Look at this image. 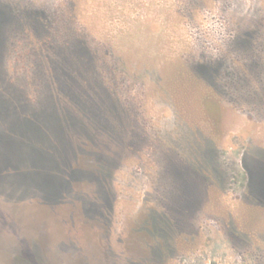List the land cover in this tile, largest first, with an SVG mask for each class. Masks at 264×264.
I'll list each match as a JSON object with an SVG mask.
<instances>
[{"label":"rangeland","instance_id":"1","mask_svg":"<svg viewBox=\"0 0 264 264\" xmlns=\"http://www.w3.org/2000/svg\"><path fill=\"white\" fill-rule=\"evenodd\" d=\"M0 264H264V0H0Z\"/></svg>","mask_w":264,"mask_h":264},{"label":"trees","instance_id":"2","mask_svg":"<svg viewBox=\"0 0 264 264\" xmlns=\"http://www.w3.org/2000/svg\"><path fill=\"white\" fill-rule=\"evenodd\" d=\"M35 13V14H34ZM28 14H33V16L37 17V16H40V15H43L45 16L44 12L43 11H34V12H30ZM34 24V23H33ZM40 26V29H43L41 24H39ZM49 48L50 46H53L55 48L58 47V45L54 44L53 42H49L48 44H46ZM62 47H59L58 49V52H60V56H61V59L60 60H55L54 64L56 65V69H58L60 67V70L63 69L64 71H67L69 70L70 72V75H74L75 74V70H76V60H77V57H80L81 59H83L81 65L78 67V68H86L88 67L90 64V60L93 61V57L90 56L89 52L90 51V48L88 47L87 43L83 40H75V41H72L70 39V41L68 43H64V44H61ZM74 68V69H72ZM199 68H200V71L201 72H211L213 71L215 68L213 66H207V65H202L200 64L199 65ZM59 70V69H58ZM56 76L60 75L59 72L57 71L56 73Z\"/></svg>","mask_w":264,"mask_h":264}]
</instances>
